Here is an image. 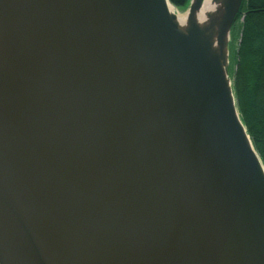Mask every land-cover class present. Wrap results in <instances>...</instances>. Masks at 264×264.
Wrapping results in <instances>:
<instances>
[{
  "label": "water",
  "instance_id": "water-1",
  "mask_svg": "<svg viewBox=\"0 0 264 264\" xmlns=\"http://www.w3.org/2000/svg\"><path fill=\"white\" fill-rule=\"evenodd\" d=\"M224 2L218 59L168 0H0V264H264Z\"/></svg>",
  "mask_w": 264,
  "mask_h": 264
},
{
  "label": "trees",
  "instance_id": "trees-1",
  "mask_svg": "<svg viewBox=\"0 0 264 264\" xmlns=\"http://www.w3.org/2000/svg\"><path fill=\"white\" fill-rule=\"evenodd\" d=\"M168 2L185 10L190 0ZM241 12L232 89L239 118L264 167V0H244Z\"/></svg>",
  "mask_w": 264,
  "mask_h": 264
},
{
  "label": "bare ground",
  "instance_id": "bare-ground-1",
  "mask_svg": "<svg viewBox=\"0 0 264 264\" xmlns=\"http://www.w3.org/2000/svg\"><path fill=\"white\" fill-rule=\"evenodd\" d=\"M224 3V0H204L200 9L184 14L176 13L170 5L168 10L170 15L175 17V25L180 33L185 34L192 25L196 26L200 31L201 43L209 55L224 59L229 39L228 29L223 26ZM14 69V58L0 28V71L11 73ZM46 251L50 257V264H58L49 249Z\"/></svg>",
  "mask_w": 264,
  "mask_h": 264
},
{
  "label": "rangeland",
  "instance_id": "rangeland-1",
  "mask_svg": "<svg viewBox=\"0 0 264 264\" xmlns=\"http://www.w3.org/2000/svg\"><path fill=\"white\" fill-rule=\"evenodd\" d=\"M171 7L178 14H184L187 11V7H186L185 10H178V9L174 8L172 5H171ZM241 9H242V7H241ZM241 13L242 12L240 10L239 15ZM239 15L237 17H239ZM234 24H236V25L234 26ZM234 24H233V26L231 28V31H230V41H229V46H228V54H229V76L231 78V84H232V74L235 72V59H236L235 53H236V50H237V47H238V44H239V40H240L242 17H240L239 19L236 18Z\"/></svg>",
  "mask_w": 264,
  "mask_h": 264
}]
</instances>
